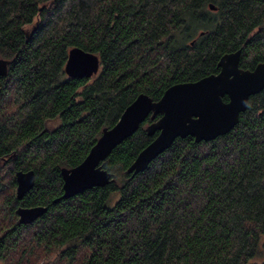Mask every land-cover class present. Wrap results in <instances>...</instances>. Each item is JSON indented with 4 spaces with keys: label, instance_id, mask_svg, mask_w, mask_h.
I'll list each match as a JSON object with an SVG mask.
<instances>
[{
    "label": "trees",
    "instance_id": "trees-1",
    "mask_svg": "<svg viewBox=\"0 0 264 264\" xmlns=\"http://www.w3.org/2000/svg\"><path fill=\"white\" fill-rule=\"evenodd\" d=\"M72 48L98 56L95 77L65 75ZM238 50L241 69L264 63V0H0V264H264V89L226 135L176 139L128 174L149 116L101 163L107 185L61 199L60 169L139 94L158 101ZM29 170L21 200L3 195ZM16 206L46 211L18 225Z\"/></svg>",
    "mask_w": 264,
    "mask_h": 264
},
{
    "label": "water",
    "instance_id": "water-1",
    "mask_svg": "<svg viewBox=\"0 0 264 264\" xmlns=\"http://www.w3.org/2000/svg\"><path fill=\"white\" fill-rule=\"evenodd\" d=\"M209 9L215 8L210 5ZM36 29L33 28L27 37ZM241 51L223 55L217 64V74L195 82L173 85L165 90L158 101L139 94L128 105L117 123L104 128L83 161L73 168L60 169L62 178L61 199H68L94 187H103L111 181L101 163L112 150L131 137L150 116L156 121L147 125V136H156L142 149L127 173L136 175L171 147L176 139L191 137L195 143L209 142L229 133L238 123L240 114L247 109L249 99L264 89V63L253 70L239 67ZM8 61L0 59V78L7 74ZM100 69L98 56L80 48L68 51L64 73L71 79H90ZM227 98L225 102L223 98ZM34 172H15V198L21 200L34 186ZM44 207L18 208L20 225H30L45 213Z\"/></svg>",
    "mask_w": 264,
    "mask_h": 264
},
{
    "label": "rangeland",
    "instance_id": "rangeland-1",
    "mask_svg": "<svg viewBox=\"0 0 264 264\" xmlns=\"http://www.w3.org/2000/svg\"><path fill=\"white\" fill-rule=\"evenodd\" d=\"M57 124H58V122H56V121L47 123L46 124V129L47 130H52V129H54L57 126ZM4 170L1 171V169H0V177L3 175V179H4L2 184H6L7 183L6 181L9 180V177L8 178L6 177V175H5L6 172H4ZM10 194H12L15 197V187L13 189L7 188L6 191L3 192V195H10ZM41 264H43V263H41Z\"/></svg>",
    "mask_w": 264,
    "mask_h": 264
},
{
    "label": "flooded vegetation",
    "instance_id": "flooded-vegetation-1",
    "mask_svg": "<svg viewBox=\"0 0 264 264\" xmlns=\"http://www.w3.org/2000/svg\"><path fill=\"white\" fill-rule=\"evenodd\" d=\"M7 162V159L5 158V157H2V156H0V168L2 167V166H4V164ZM14 178H15V173H14ZM15 190H16V185H15ZM16 199V198H15ZM18 208H31V207H23V206H16L15 207V209H14V216H15V221H16V224H18V225H20L19 223H18V216H17V214H16V210L18 209Z\"/></svg>",
    "mask_w": 264,
    "mask_h": 264
}]
</instances>
